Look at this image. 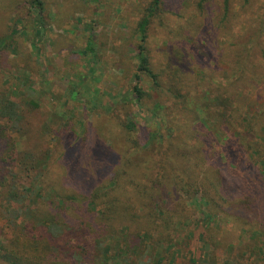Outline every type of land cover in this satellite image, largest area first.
Wrapping results in <instances>:
<instances>
[{
	"label": "rangeland",
	"instance_id": "rangeland-1",
	"mask_svg": "<svg viewBox=\"0 0 264 264\" xmlns=\"http://www.w3.org/2000/svg\"><path fill=\"white\" fill-rule=\"evenodd\" d=\"M37 2L0 0V258L264 264V0H160L152 14L154 0ZM145 18L158 86L139 70ZM191 136L202 159L174 163L196 162L197 189L157 166ZM128 157L148 167L138 198L112 190Z\"/></svg>",
	"mask_w": 264,
	"mask_h": 264
},
{
	"label": "trees",
	"instance_id": "trees-1",
	"mask_svg": "<svg viewBox=\"0 0 264 264\" xmlns=\"http://www.w3.org/2000/svg\"><path fill=\"white\" fill-rule=\"evenodd\" d=\"M37 1L38 0H33V2H37ZM37 3L40 4V2H37ZM159 3H160V0H154V6L151 9V14L156 11ZM148 24H149V19L145 18L141 21V23L139 25V30L141 32V41H142V43L139 45V50H138L139 51V54H138V56H139V70L142 72L144 71V73L149 74L152 77V80L155 83V85L158 86L159 85V77H158L159 75H158V73L155 72V70L153 69V67L150 63L148 51H147L146 46L144 44V42L147 38L146 33H147ZM134 91L139 97L143 95L142 88L138 84L135 85ZM180 103H181L180 100H176L175 105L173 106L174 108L172 107L173 110L179 108ZM176 106H178V107H176ZM173 110L171 109V111H173ZM173 114L174 113L171 112V115H173ZM192 139H195V138L193 136H191V138H189L188 141H186V143L188 145H190V147L192 148V150H190V151L189 150L187 151L186 148H184L182 153L180 151H176V150L174 151V149L170 148V147H168L167 149H164V152L161 155L159 153V155L157 157L158 158L157 166L162 168V170L164 171L165 174L168 173V170L171 167L172 168V170H171L172 175H168V177L172 176L173 178H177V177L186 176V180H185L187 182L186 185L194 186V188L197 189L196 186H200V184L205 183V181H204V179L203 180L200 179L201 176H200V174H198V173H200V171L198 169H196V162L195 163H188L186 165H180V164L175 165V163H174V161L176 160L175 155L176 156L181 155L183 157H186L188 160H192V161H194L195 158H197L198 161L202 159L199 155L200 153L198 151L196 152V148L193 147L195 145H193L191 143ZM147 142H149V139L146 141V143ZM172 145L175 148H177V150H180V148L178 146H176L177 145L176 143L173 142ZM71 148H72L71 151L67 154V156H65L64 162L68 166H76L78 168H81L80 166L82 163L80 164V161H79V163L77 162V157H78L79 151L75 147L74 148L71 147ZM129 151H130V149H129ZM129 151H128V153H129ZM159 152H161L160 149H159ZM130 153L132 154L131 151H130ZM129 157L126 158L122 163H120L118 165V170L113 171V173L118 176L119 182L112 187V190L117 191L118 194H121V195L124 194V196H126V197L130 196L132 198H138V197H140V195H142V193L140 194L139 192H137L138 190L136 187L141 184L140 177L145 175V173H146V172H143V169H146V168L148 169V167H146L145 164H142V163L139 164V162L133 161ZM106 161H105V159H101V160L97 159L96 166L98 168H100L101 170H104L105 168L110 166V162L106 163ZM188 167H190L192 169H190ZM83 169H78L79 170L78 173L73 172V174L69 175V177L75 182H80L83 187H89L90 185L92 187H94L95 186L94 185L95 178H93V176H91V175H88V173H84ZM110 169L111 170L113 169L112 165L110 166ZM193 169H196L197 172H195ZM135 177H137V178L139 177V179H137L135 181ZM211 178H213V177H211ZM157 179L159 180L160 177H157ZM138 180H139V182H138ZM131 181L134 182V184H132ZM241 183L242 184H241L240 194L243 195L244 197H246V199H247L255 192L254 188H253L252 184L246 180L242 181ZM188 194L190 195L192 193H188ZM119 199L121 200L122 198H119ZM246 199H245V201H246ZM125 200L122 199V201H125ZM259 202H261V201H259ZM243 204L244 205H240V212H246L247 208H251L253 205V201L248 200V202L243 203ZM259 205H263V203L261 202V204L259 203ZM254 207H255V205H254ZM43 210H44V208H41L39 210L40 215L43 214ZM48 227H49V230L51 231V233L53 235H55V233H54L55 232V230H54L55 225H53L51 228H50V226H48ZM55 236H57V235H55ZM45 241H50V240L48 238H46ZM58 246H60V245H58ZM75 253H77L79 255V257H77L74 254H71L69 252L67 254L70 256H75L74 261L77 262L78 260L82 261L84 259H87L86 256L89 253V251H88V249L82 247L81 244H78L76 247ZM18 255L13 257V258H8L6 260L0 258V264H30V263L23 260L24 257L26 259H28L30 262H33L36 264H38V262H39V261H37V258L35 255L29 254V250H27L23 253L18 252ZM54 259H56V258L52 257V260H54ZM1 260H4V261L1 262ZM84 264H87V263L84 262Z\"/></svg>",
	"mask_w": 264,
	"mask_h": 264
}]
</instances>
